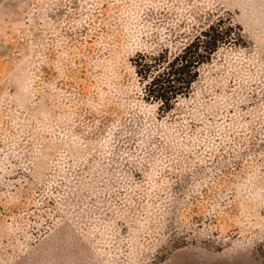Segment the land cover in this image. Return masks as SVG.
<instances>
[{
    "label": "rangeland",
    "instance_id": "1",
    "mask_svg": "<svg viewBox=\"0 0 264 264\" xmlns=\"http://www.w3.org/2000/svg\"><path fill=\"white\" fill-rule=\"evenodd\" d=\"M241 27L169 111L132 58ZM0 264H264V0H0Z\"/></svg>",
    "mask_w": 264,
    "mask_h": 264
},
{
    "label": "trees",
    "instance_id": "2",
    "mask_svg": "<svg viewBox=\"0 0 264 264\" xmlns=\"http://www.w3.org/2000/svg\"><path fill=\"white\" fill-rule=\"evenodd\" d=\"M242 41L240 25L230 17H218L174 54L166 50L155 54L137 52L132 65L143 84V98L156 102L162 111L171 110L179 97L190 93L200 66L209 62L220 46Z\"/></svg>",
    "mask_w": 264,
    "mask_h": 264
}]
</instances>
